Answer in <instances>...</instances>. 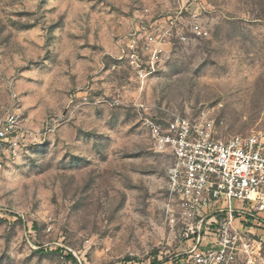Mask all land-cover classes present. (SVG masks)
Here are the masks:
<instances>
[{
  "label": "rangeland",
  "instance_id": "1",
  "mask_svg": "<svg viewBox=\"0 0 264 264\" xmlns=\"http://www.w3.org/2000/svg\"><path fill=\"white\" fill-rule=\"evenodd\" d=\"M193 14L208 37L190 32ZM144 28L174 37L141 80L127 53ZM11 112L33 134L0 169V264H165L186 240L170 216L173 159L146 118L264 134V0H0V116Z\"/></svg>",
  "mask_w": 264,
  "mask_h": 264
},
{
  "label": "built area",
  "instance_id": "2",
  "mask_svg": "<svg viewBox=\"0 0 264 264\" xmlns=\"http://www.w3.org/2000/svg\"><path fill=\"white\" fill-rule=\"evenodd\" d=\"M189 27L195 37L210 34L197 14ZM171 37L170 29L134 33L127 59L141 80L157 71L161 44ZM140 39L148 46L147 60ZM145 124L155 150L172 156L170 216L186 240L182 255L165 264H264V134L220 138L212 122L176 113L146 118ZM31 134L22 114L0 116V169L22 155Z\"/></svg>",
  "mask_w": 264,
  "mask_h": 264
},
{
  "label": "trees",
  "instance_id": "3",
  "mask_svg": "<svg viewBox=\"0 0 264 264\" xmlns=\"http://www.w3.org/2000/svg\"><path fill=\"white\" fill-rule=\"evenodd\" d=\"M68 257H73V256H72L71 253H69V254H68ZM153 263H154V264H160V262H159L158 260H155Z\"/></svg>",
  "mask_w": 264,
  "mask_h": 264
}]
</instances>
